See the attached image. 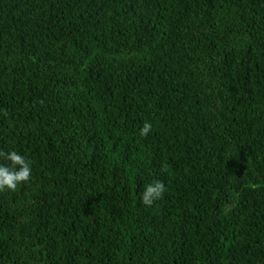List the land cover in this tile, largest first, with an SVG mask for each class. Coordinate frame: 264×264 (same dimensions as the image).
Here are the masks:
<instances>
[{
  "label": "trees",
  "instance_id": "1",
  "mask_svg": "<svg viewBox=\"0 0 264 264\" xmlns=\"http://www.w3.org/2000/svg\"><path fill=\"white\" fill-rule=\"evenodd\" d=\"M0 150V264H264V0H0Z\"/></svg>",
  "mask_w": 264,
  "mask_h": 264
},
{
  "label": "clouds",
  "instance_id": "2",
  "mask_svg": "<svg viewBox=\"0 0 264 264\" xmlns=\"http://www.w3.org/2000/svg\"><path fill=\"white\" fill-rule=\"evenodd\" d=\"M152 132V124L144 122L139 129L141 137H147ZM32 162L18 151L0 150V193L15 192L18 187L27 184L32 175ZM163 181L153 179L138 193L139 202L145 207H151L161 199L166 192Z\"/></svg>",
  "mask_w": 264,
  "mask_h": 264
}]
</instances>
